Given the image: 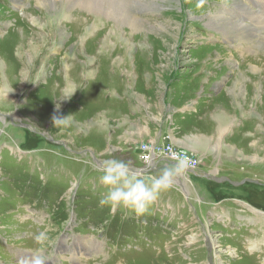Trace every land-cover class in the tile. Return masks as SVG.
I'll list each match as a JSON object with an SVG mask.
<instances>
[{"label": "rangeland", "instance_id": "1", "mask_svg": "<svg viewBox=\"0 0 264 264\" xmlns=\"http://www.w3.org/2000/svg\"><path fill=\"white\" fill-rule=\"evenodd\" d=\"M38 1L0 0V264H33L37 255L48 264H264L259 0H157L135 7L139 27L106 16L109 26L80 36L55 22L60 0ZM214 12L254 30L258 44L210 27ZM33 36L40 45L22 59ZM184 106L179 122L173 111ZM53 114L71 122L55 127ZM144 115L189 146L202 141L161 142L191 154L200 175L188 168L187 191L173 180L143 215L112 213L98 204L104 160L122 159L145 179L160 173L149 170L160 157L144 160L154 142L118 144ZM41 231L48 239L38 244Z\"/></svg>", "mask_w": 264, "mask_h": 264}, {"label": "bare ground", "instance_id": "2", "mask_svg": "<svg viewBox=\"0 0 264 264\" xmlns=\"http://www.w3.org/2000/svg\"><path fill=\"white\" fill-rule=\"evenodd\" d=\"M18 1V0H17ZM54 1V0H53ZM56 1V0H55ZM157 0H60L62 3V6L57 5V8L55 7L52 10H55V15H56V21L58 24H64L68 26V24H71L73 29L76 30L77 35L80 36V33L84 34V32H88L89 29L92 26L97 25L98 22H105L108 23V26L110 25V21L106 19V16L114 17L118 20H124L125 25L128 26V24H132L133 26L139 27L140 26V19L135 15V7H150V5L155 4ZM237 1V0H236ZM235 1V2H236ZM240 2V1H237ZM260 4H258L260 10V17H264V0H259ZM48 0L47 2L39 0L37 4L40 6H48ZM169 3V2H168ZM165 4V3H164ZM262 4V6H261ZM246 6V5H245ZM248 6V5H247ZM250 10V9H249ZM28 13V12H27ZM252 13V12H251ZM32 14V13H31ZM28 15V14H27ZM221 15V13H220ZM37 16V15H36ZM23 17V16H22ZM27 17V16H26ZM32 17V15H31ZM144 17V16H143ZM253 17V16H252ZM258 17V16H257ZM26 19V18H25ZM34 21V24H37L38 21L36 18H32ZM42 19V18H41ZM207 19L209 21V26L216 29V30H221V31H226L229 34H232L236 36V38H239L241 41L244 40L243 42H246L248 45L247 47L249 48L251 45L256 46L258 42H254L252 38L256 36L257 34L254 32V30L249 31L247 28L242 26L240 23H238L235 20H230L227 18H222L219 16V13L214 12V14H210L207 16ZM259 19V18H258ZM23 20V19H22ZM255 20V19H254ZM262 20V19H261ZM27 22V21H26ZM28 23V22H27ZM26 23V24H27ZM119 23V21H118ZM153 23V22H152ZM32 25V24H31ZM101 25V24H99ZM256 25V24H255ZM258 25V24H257ZM34 25L33 27H35ZM44 26H47L46 24ZM52 26V25H51ZM54 26V25H53ZM88 26V27H87ZM107 26V27H108ZM260 26V25H259ZM101 27V26H100ZM257 27V26H256ZM255 27V29H256ZM29 28V27H28ZM37 28V27H36ZM98 28V27H97ZM47 29V28H46ZM46 29L44 30H38V32H35L37 36L39 37L40 41H43L45 38L44 33L46 32ZM66 29V28H65ZM264 29V28H263ZM15 30V29H14ZM36 30V29H35ZM130 30V29H129ZM251 30V29H250ZM28 31V30H27ZM61 31V30H60ZM64 31V30H63ZM30 32V31H29ZM28 32V33H29ZM47 33V32H46ZM218 33V32H217ZM255 33V34H254ZM31 34V33H30ZM222 34V33H221ZM20 35V34H19ZM22 35V34H21ZM50 35V34H49ZM75 35V38L76 36ZM85 35V34H84ZM16 36V35H15ZM60 36V35H59ZM88 36V35H87ZM262 36V35H261ZM35 36L31 37L29 44L27 45L26 40L23 43V48H21V58L23 59L22 56L29 57V51L33 50L35 52L37 46L40 45V43L36 42V39L34 38ZM37 37V38H38ZM54 37V36H53ZM78 37V36H77ZM82 37V36H81ZM102 37V36H101ZM252 37V38H251ZM22 38V36H21ZM260 39V37H258ZM17 39V38H16ZM77 39V38H76ZM263 39V38H262ZM51 40V39H50ZM58 40V39H57ZM60 40V39H59ZM78 40V39H77ZM76 40V42H77ZM83 40V39H82ZM28 41V40H27ZM234 41V40H233ZM17 43L18 41L15 40ZM236 42V40H235ZM15 43V45H16ZM238 43V41H237ZM20 44V43H19ZM45 44V43H44ZM61 44V43H60ZM239 44V43H238ZM14 45V46H15ZM243 45V44H242ZM13 46V47H14ZM18 46V45H17ZM21 46V45H20ZM238 46V45H237ZM36 47V48H35ZM236 47V46H235ZM33 48V49H32ZM66 48V47H65ZM239 48V47H238ZM247 48V49H248ZM14 49V48H13ZM242 49V48H241ZM42 50V49H41ZM54 50V49H53ZM52 50V51H53ZM240 50V49H239ZM254 50V49H253ZM16 51V50H15ZM19 52V51H18ZM61 52V51H60ZM243 52V51H241ZM239 52V53H241ZM20 54V52H19ZM39 54V53H38ZM54 54V53H53ZM65 54V52H64ZM252 54V52H251ZM62 55V54H61ZM231 55V54H230ZM242 55V54H241ZM245 55V54H244ZM74 56V55H73ZM233 56V55H232ZM42 57V56H41ZM40 58V57H39ZM240 58V57H239ZM235 59V58H234ZM233 59V60H234ZM65 60V59H64ZM230 65H233V60L232 57L230 56L228 58ZM247 61V60H246ZM35 60L31 63V66L35 67L34 64ZM82 62V61H81ZM236 62V61H235ZM251 62V61H250ZM30 63V62H29ZM65 63V62H64ZM246 63V62H245ZM44 64V63H43ZM76 68L80 70L81 64L80 62H76ZM249 64V63H248ZM22 65V64H21ZM27 65V64H26ZM62 65V64H61ZM65 65V64H64ZM1 66V64H0ZM67 66V65H66ZM68 67V66H67ZM62 68V67H61ZM82 69H86V66L82 67ZM32 70V69H31ZM64 70V69H63ZM74 70V68H73ZM90 70V69H89ZM3 71V70H2ZM65 71V70H64ZM67 71V70H66ZM76 71V70H75ZM240 71V70H239ZM86 73V72H85ZM25 74V73H24ZM28 74V73H27ZM69 74V73H68ZM76 74V73H74ZM242 74V73H241ZM5 75V74H4ZM57 75V74H56ZM19 77V76H18ZM5 78V77H4ZM3 78V79H4ZM21 78V77H20ZM237 78V77H236ZM18 79V78H17ZM204 81V80H203ZM256 81V80H255ZM2 82V81H1ZM23 82V81H22ZM19 83V82H18ZM24 83V82H23ZM75 84V81H74ZM252 90V89H251ZM1 94V93H0ZM206 113V112H205ZM224 120L221 123V125L218 126V130H223L224 131ZM233 129V128H232ZM142 131V130H141ZM186 142V143H185ZM184 144H181L182 146L188 147L187 142L191 143V139L188 138L185 140ZM199 143L202 142L201 140L198 141ZM196 140L194 143H198ZM199 143L195 147H200ZM194 148L193 144L190 145ZM189 146V147H190ZM218 179V177H216ZM215 180V179H214ZM191 182V181H190ZM180 186L182 188H185L181 182H179ZM193 190V189H192ZM199 204V203H198ZM256 218V217H255ZM262 218V217H261ZM259 216V219H261ZM264 218V217H263ZM262 218V219H263ZM29 259V257L27 258ZM44 260V259H43ZM45 261V260H44ZM45 264H48L47 261H45Z\"/></svg>", "mask_w": 264, "mask_h": 264}, {"label": "clouds", "instance_id": "3", "mask_svg": "<svg viewBox=\"0 0 264 264\" xmlns=\"http://www.w3.org/2000/svg\"><path fill=\"white\" fill-rule=\"evenodd\" d=\"M72 93L66 94L63 99H70ZM59 108L60 104L57 103L56 109ZM51 119L55 127L71 122L70 115L57 116L53 114ZM171 160L173 163L170 166H164L159 175L147 179L133 173L129 163L122 159L104 160L102 175L98 179L99 183L104 185L107 190L101 194L99 206L107 207L112 213L126 209L137 216L143 215L162 192L172 187L175 177L182 175L189 167L193 166V161L184 153L172 155ZM47 239L48 236L44 231L35 236L38 244H43ZM33 264H45V261L37 255L33 258Z\"/></svg>", "mask_w": 264, "mask_h": 264}, {"label": "crops", "instance_id": "4", "mask_svg": "<svg viewBox=\"0 0 264 264\" xmlns=\"http://www.w3.org/2000/svg\"><path fill=\"white\" fill-rule=\"evenodd\" d=\"M186 106H184L182 109H179L178 111H176V109H174V111H173L174 114H175V116L177 117V120L179 122L181 120V117H183L189 111V110H184V108ZM158 113H160V112H158ZM144 117H146V118H144V120L141 119V118L140 119L138 118L137 121L130 122V124L128 125L127 131L126 130L124 131V132L127 133V135L124 136L123 138H119L118 144L128 143L130 145V148H132L133 146H135V144H133L132 140L135 141V142L136 141H149V142H152V143L153 142L154 143H161L163 140H167L165 138L168 137V138H170V140L173 143H175V141H176V143H175L176 145L179 144V141H182V139H180V138H183V140H185L184 137H179L178 136V132H176L172 128H170V130L169 129H163V124H161V120H159L158 118L151 117V116H148V115H144ZM165 122H166V124H168V128H169V123L172 124L171 117H170V119L166 120ZM119 128H121V127H119ZM121 130H122V134H123L124 128H122ZM163 132H164L165 135L163 134ZM122 134H120V135H122ZM131 137L133 139H131ZM130 142H132V143H130ZM189 143L190 142H187V144H189ZM179 145H178V147H180ZM159 159L161 161L160 165L159 166H156V165L152 164L151 169H149V170H152V172H154V173H158V172L161 171V169L164 166H170L172 164L171 162L165 160L162 157H160ZM154 160H156V159H154ZM154 160H153V163H154ZM144 166L146 167V165H144ZM196 170L197 171L195 173H197L198 175H200L198 173V171L200 170V167L197 168ZM187 171L188 170H186L182 175L177 176V177L174 178V182H176V181L177 182H181V184L185 187V188H182V189L183 190H186V191H187V189H186L187 184H183V182H185V179L187 177V174H188ZM140 173H142V172L140 171ZM205 176L208 177L209 179H212V180L213 179H217L211 173L205 174ZM218 179L225 180V181L227 180V178H225V177H221V178H218ZM232 183H234V182L232 181ZM167 198H169V197H167Z\"/></svg>", "mask_w": 264, "mask_h": 264}, {"label": "built area", "instance_id": "5", "mask_svg": "<svg viewBox=\"0 0 264 264\" xmlns=\"http://www.w3.org/2000/svg\"><path fill=\"white\" fill-rule=\"evenodd\" d=\"M144 150H145V158L144 160L146 162L149 163H153V159L154 157H162L165 160L173 163V161L171 160V156L174 154H178V153H184L187 154L188 157L193 161V166L189 167L190 169H197L198 166V162L192 157L191 154H189L188 152L184 151V150H177L173 145L171 144H161V143H154L153 147H149L147 149L146 146H144ZM151 155H152V159H151Z\"/></svg>", "mask_w": 264, "mask_h": 264}]
</instances>
